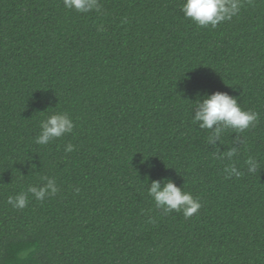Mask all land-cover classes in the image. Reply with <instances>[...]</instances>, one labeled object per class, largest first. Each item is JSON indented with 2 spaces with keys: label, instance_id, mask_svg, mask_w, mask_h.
<instances>
[{
  "label": "trees",
  "instance_id": "obj_1",
  "mask_svg": "<svg viewBox=\"0 0 264 264\" xmlns=\"http://www.w3.org/2000/svg\"><path fill=\"white\" fill-rule=\"evenodd\" d=\"M184 2L0 0V264H264V0L215 28ZM216 91L258 113L231 160L237 134L208 145L192 119ZM57 113L73 132L36 144ZM232 164L243 175L225 179ZM43 176L56 196L7 203ZM164 179L199 199L193 217L155 206Z\"/></svg>",
  "mask_w": 264,
  "mask_h": 264
},
{
  "label": "clouds",
  "instance_id": "obj_2",
  "mask_svg": "<svg viewBox=\"0 0 264 264\" xmlns=\"http://www.w3.org/2000/svg\"><path fill=\"white\" fill-rule=\"evenodd\" d=\"M65 9L74 10L77 13L100 12L99 0H63ZM241 0H185L181 11L185 19L191 20L200 27H217L220 23L238 16L242 7ZM193 123L198 124L202 130L208 131L206 142L208 145H216L222 142V136L232 131L236 133L233 147L220 153L221 159L231 160L237 155L238 146L245 143L240 134L253 128L258 122V113L244 110L237 98L228 93L216 91L205 94L196 103L193 113ZM215 126V128H214ZM75 125L67 113L53 114L40 122V132L35 138V143L48 145L50 142L73 132ZM64 151H74V145L69 143ZM248 173H255L259 167L258 162L249 157L246 161ZM225 179L239 178L243 173L235 164L224 168ZM40 185H30L25 192L16 196H9L7 203L13 208L22 210L29 203V194L38 201L43 202L47 197H53L60 191L56 180L47 176L41 177ZM78 193L79 188H75ZM148 195L153 199L155 206L164 213L173 211L182 212L185 218H191L202 207L199 199L191 193L183 191L175 182L164 179L153 180L147 188Z\"/></svg>",
  "mask_w": 264,
  "mask_h": 264
}]
</instances>
